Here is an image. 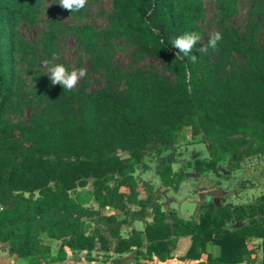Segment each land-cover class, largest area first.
Segmentation results:
<instances>
[{
    "label": "trees",
    "instance_id": "obj_1",
    "mask_svg": "<svg viewBox=\"0 0 264 264\" xmlns=\"http://www.w3.org/2000/svg\"><path fill=\"white\" fill-rule=\"evenodd\" d=\"M108 27L89 26L73 34L93 54L100 44L125 39L161 58L173 75L137 69L119 90L110 86L90 89L86 83L63 90L36 79L33 122H13L18 96V58L35 56V48L19 31L21 24L34 27L42 0H0V243L10 254L28 264H62L72 253L86 252L88 264L94 250L115 254L134 253L136 264L173 258L179 239L190 247L180 260L198 264L254 262L261 241L264 264V193L254 203L202 204L196 220H185L174 210L166 212L152 196L139 199L134 176L144 158L154 155L164 187L179 188L185 174L175 171L174 148L185 130L192 139L206 143L210 157L187 162L196 172L218 174L220 163L239 170L246 157L264 154V41L255 34L264 23V6L251 1L252 22L242 34L232 26L238 0H215L221 40L207 45L203 0H111ZM184 31H197L201 40L193 49L195 62L170 43ZM49 55L55 53L52 34H46ZM239 57L240 68H227ZM167 153V154H165ZM92 181L91 195L98 209L83 205L75 194ZM131 205L139 209L132 211ZM112 208L152 222L143 232L121 233L126 219L105 215ZM90 221L97 227L91 228ZM233 225L234 228L229 226ZM60 242L52 256L51 242ZM212 246L219 248L214 256ZM143 261V262H142Z\"/></svg>",
    "mask_w": 264,
    "mask_h": 264
},
{
    "label": "rangeland",
    "instance_id": "obj_2",
    "mask_svg": "<svg viewBox=\"0 0 264 264\" xmlns=\"http://www.w3.org/2000/svg\"><path fill=\"white\" fill-rule=\"evenodd\" d=\"M260 1L264 6V0ZM58 3L59 0H42L36 25L29 27L26 24H21L19 26L22 37L34 46L36 53L33 57L27 55L18 58V96L15 98V112L11 115L13 122L22 121L31 125L33 117L37 115L39 108L34 106V103H36L34 98L36 79L43 82V90L49 91L51 85L46 72L47 66L44 63L46 60L54 63H64L69 69L78 68L83 70L84 75L78 79L77 84L73 87L74 89L86 83L90 89L110 86L123 90L126 78L137 69L156 70L165 75L170 81H173L172 73L161 58L152 55L125 39H113L109 45L100 44L101 47L97 54H93L73 34V30L84 26H89L98 31L106 29L109 24L108 17L113 12L111 0H86L84 7L78 11L64 9ZM203 4L206 19L202 26L205 35L208 37L212 33L219 31L220 17L215 0H203ZM250 11V0H238L237 12L233 16L231 24L242 34L248 31L252 22H259L258 17H252ZM48 33L52 34L54 54L58 57L55 60H53L54 54L49 55L48 50L45 48L47 42L46 34ZM255 39L260 43L264 41L263 22H259ZM242 64V60L235 56L231 60L227 71L230 72L232 69L240 68ZM190 135V131L185 130L177 143L179 148L177 153L183 150V154L179 156L176 154L178 156L176 160L179 163L174 164V169L178 171L186 168L187 177L183 180L179 192L176 193L172 188H168V192L174 198L173 207H176L184 218L194 219L197 218V210L202 204L206 205L210 202H215L233 206L256 202L264 193V154L246 157L241 168L235 171L227 169V163L224 161L218 167V174L205 173L199 179V184L195 178L190 176L194 172L191 169H187L186 161H192L196 158L208 159L210 155L206 143L200 137L192 139ZM188 143L193 144L187 147L186 144ZM157 159L154 155H148L144 158V161L154 162L156 167ZM134 175L140 176L143 181L148 182L153 174L151 171H144L140 174L137 170ZM154 175L159 181V175L157 173ZM136 178V182H140V179ZM157 187L158 184L156 183L155 188ZM155 188L153 187V191ZM91 192L92 181L90 180L85 188H78L75 196L83 205L98 209V204ZM155 196L161 198L158 194H155ZM130 209H136V207L131 206ZM150 212H148V222L152 221V212ZM101 213L115 215L118 220L126 219L127 222L122 226L121 233L124 231L123 234L125 236L129 234L128 228L125 227L134 219L130 214H124L112 208L102 209ZM90 227L95 228L97 224L90 221ZM229 227L234 228L233 225ZM50 242L52 256H56L60 242L56 240ZM260 245L258 240L249 243V247H254L255 250H260ZM210 250L212 253L219 254L218 248H210ZM1 253L0 255H2ZM92 255H95L98 261H103L104 258L108 257L106 252L97 249L92 252ZM126 260H130L134 264V253L126 256ZM21 263L28 264L24 259H21ZM259 263L258 261L256 262V264ZM4 264H11V262L6 261Z\"/></svg>",
    "mask_w": 264,
    "mask_h": 264
},
{
    "label": "crops",
    "instance_id": "obj_3",
    "mask_svg": "<svg viewBox=\"0 0 264 264\" xmlns=\"http://www.w3.org/2000/svg\"><path fill=\"white\" fill-rule=\"evenodd\" d=\"M190 144H193V143H188V144H186V146L189 147ZM177 150H179V148L177 147V144H176L175 148H174L175 163H179V161H177L176 158L180 154H183V150H182V152L178 151V153H177ZM165 154H167V153H165ZM176 154H178V156H176ZM196 159H200V158H196ZM196 159H194V160H196ZM194 160H192V161L191 160H187L186 163L187 162H193ZM147 164L149 165V167H148ZM160 164H161V162H160V160L158 158L156 167L154 165V162L150 163V162H147V161H144V165L143 166L137 167L136 171L138 170V173H140V174H142V172H144V171H151L152 174H153L151 176V178H149L148 182L143 181V179L140 176H135L134 175L135 178L138 177L140 179V182H138L139 199H146V198H148V196H152V197L154 196V199H156L162 205L163 209L166 212L174 210L179 217H181V218H183L185 220H196L197 218H194V219L184 218L180 214L179 210L176 207H173L174 198L168 192V190H169L168 188H172V187H164L161 184L160 177H159V181H158L156 179V176L154 175L156 173L158 174L157 169H158ZM173 169H174V165H173ZM185 169L183 168V171H184V174H185L184 179L187 177V174L185 173ZM187 169L193 170L194 173H192L190 176H192V178H195L199 182V184H200V180L199 179L205 173H207V172H196L193 168H190V167H188ZM174 170L177 171L176 169H174ZM136 180H137V178H136ZM150 180H152V181H150ZM182 182L180 183L179 188L177 190L172 188L176 193L179 192V190L181 188V185H182ZM156 183L158 184L157 188H155V184ZM153 187L155 188L154 191H153ZM155 194H158V196L160 195L161 198L156 197ZM131 206L132 207H136V209H131L132 211H136V210L139 209L135 205H131ZM131 206H130V208H131ZM200 207H201V205H200ZM200 207L197 210V217H198V214L200 212ZM150 211L151 210L148 209L146 216L144 218H142V219L133 217L134 219L131 220L129 222V224H127L128 226L126 225V227H125V228H128V233L129 234H126V236H125V234H123L124 233V231H123L122 235L124 237H128V236H130L132 234H135L138 231L143 232L145 225L152 222V221L148 222V220H147V217L149 216L148 212H150ZM126 233H127V231H126ZM258 242H259V244H261V241L258 240ZM190 243L191 242H190V239L188 237H182V238L179 239V242H178V245H177V249L174 251L172 259L167 260L165 262H161L157 258H154L153 261H151V262H143V261L142 262L145 263V264H198L199 263L198 261H194L192 259L180 260V258L183 257L186 254V252L188 251V249L190 247ZM211 248H218V247L217 246H212ZM259 248H260V250H256V253L258 252V254H254L253 255V258H256V260L254 262H250V263L247 262V263H243V264H256L257 261L259 263L260 262V258H261V247H259ZM252 249H255V248L253 247ZM66 252H67V258H66V261L63 262V264H86L87 263V261H86V252L72 253L69 249H66ZM0 253L2 254V255H0V264H4L6 261H10L11 264H22L21 263V259H19L15 255H12V254L9 253L8 248H7V246L5 244H1L0 243ZM106 254H108V257L104 258L103 261H98L97 257L95 255H92L96 259V261L94 263H91V264H133L130 260L129 261L126 260V256H129L131 253L119 255V254H115V253L111 252V253H106ZM213 255L217 256L218 254L213 253ZM109 256H111V257H109ZM2 259H3V261H2ZM134 264H136L135 259H134Z\"/></svg>",
    "mask_w": 264,
    "mask_h": 264
},
{
    "label": "clouds",
    "instance_id": "obj_4",
    "mask_svg": "<svg viewBox=\"0 0 264 264\" xmlns=\"http://www.w3.org/2000/svg\"><path fill=\"white\" fill-rule=\"evenodd\" d=\"M86 0H59V5L70 11H78L83 8ZM201 40V35L197 31H184L180 35H177L171 40L170 45L177 49L176 56L182 55L187 57L191 61L195 62L197 56L193 54V49L196 48L198 42ZM221 40V34L219 32L212 33L207 41V45H200L197 51L206 52L209 48L215 49L218 41ZM58 57L53 56V60ZM45 65L47 66L46 72L50 80L51 85L59 84L63 90H71L76 84L78 79L84 75L82 69L72 68L69 69L64 63H54L46 60Z\"/></svg>",
    "mask_w": 264,
    "mask_h": 264
}]
</instances>
